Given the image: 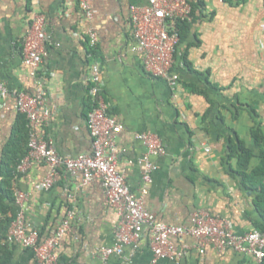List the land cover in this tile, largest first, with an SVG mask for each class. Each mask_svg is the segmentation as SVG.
I'll use <instances>...</instances> for the list:
<instances>
[{
  "label": "crops",
  "instance_id": "crops-1",
  "mask_svg": "<svg viewBox=\"0 0 264 264\" xmlns=\"http://www.w3.org/2000/svg\"><path fill=\"white\" fill-rule=\"evenodd\" d=\"M147 1L93 0L88 24L98 41L96 55L89 56L82 33L87 24L75 1L0 0V82L7 89L0 104V155L24 116L17 111L15 94H31L36 88L35 77L22 62V44L33 17L40 14L48 35L41 43L37 70L47 91L48 116L40 132L60 155L92 150L86 115L90 66L96 62L107 111L121 125L117 167L135 194L141 195L143 187L137 159L146 151L138 135L153 133L164 147L163 154L151 157L157 169L142 195L145 208L171 225H190L192 213L205 210L226 221L235 234L257 229V223L264 225L256 204L260 191L241 183L235 174L238 155L229 156V150L240 140L251 151L248 172L259 164L264 151V0H246L237 6L200 0L178 45L174 89L145 72L143 55L131 49L130 9ZM255 128L262 135L260 144L252 135ZM47 171L44 163H32L14 178L13 188L28 196L26 220L43 239L67 211H73L69 232L55 250L58 262L99 264L95 250L113 244L119 221L105 203L101 182L83 185L79 176L60 170L50 188L35 189ZM175 244L186 245V254L157 264H254L250 257L232 250L217 252L211 246L199 254L189 237ZM9 248V264H38L22 245L9 244ZM150 260L145 233L136 245L123 248L122 257L111 255L106 264H150Z\"/></svg>",
  "mask_w": 264,
  "mask_h": 264
},
{
  "label": "built area",
  "instance_id": "built-area-1",
  "mask_svg": "<svg viewBox=\"0 0 264 264\" xmlns=\"http://www.w3.org/2000/svg\"><path fill=\"white\" fill-rule=\"evenodd\" d=\"M83 13L87 24L83 30L88 46L89 56L98 41L96 32L89 26L93 17L91 2L93 0H73ZM264 8V1H263ZM191 6L188 0H148L144 6L130 9V24L134 44L132 50L143 55V68L152 77L164 79L170 87L175 88L178 75L174 72L176 64L179 31L177 23L190 22ZM264 38V16L261 26ZM48 39L43 15L36 14L26 30L22 44V62L30 69V75L36 79L33 93L19 91L15 94L17 111L24 115L28 128V151L16 167L17 172H25L32 163H44L48 171L35 189L50 188L63 170L73 176H79L83 185L99 180L104 189L107 206L119 216L114 231V242L110 246H101L95 250L100 258L99 264H106L111 255L122 257L125 246L137 244L143 234L148 237L151 252L150 264L160 260L177 261L187 252L186 245L178 246L175 241L189 237L194 240V247L203 254L207 246L217 252L232 250L240 256L252 258L254 263L264 259V231L252 229L244 234H235L228 223L205 210L192 213L190 225H171L155 218L144 206L142 195L147 192L151 174L157 169L152 156L163 154L164 147L156 135L142 132L138 138L146 145L145 153L137 159L143 169L141 195L131 191L125 174L117 167L119 149L117 135L121 125L107 111L102 95V81L99 65L90 66L88 95L90 107L86 115V126L91 137L92 150L88 154L76 156L60 155L50 139L40 132V126L48 116L46 110L47 91L37 70L41 63V43ZM7 95V89L0 82V104ZM27 194L14 189L16 213L11 222L5 241L8 244H20L29 249L38 264H59L56 248L59 241L69 232L70 220L74 212L69 210L61 219L53 233L43 239L26 220L25 202Z\"/></svg>",
  "mask_w": 264,
  "mask_h": 264
},
{
  "label": "trees",
  "instance_id": "trees-1",
  "mask_svg": "<svg viewBox=\"0 0 264 264\" xmlns=\"http://www.w3.org/2000/svg\"><path fill=\"white\" fill-rule=\"evenodd\" d=\"M188 1L191 6V17L193 18L195 7L202 3L200 0H197L196 3L191 0ZM223 1L229 5L237 6L244 3L246 0ZM189 23L190 22L187 21L177 23L179 31L177 51L184 31L188 30L190 27ZM91 53L93 56L96 55L95 50ZM22 117L23 120L21 124L15 127L12 137L3 147L0 155V264H9L11 260L12 252L9 248V244L5 241V238L17 209L14 199L13 181L18 174L16 167L28 151L27 120L24 116ZM252 135L256 143L260 144L262 141L260 131L255 128L252 130ZM232 154L238 155L237 162L239 169L235 171V174L241 177V183L244 186L257 188L260 191L256 204L261 211L262 217L264 218V179H261L264 178V151H261L259 164L250 172L247 171V168L251 157V151L245 148L244 144L240 140H238L237 143H232L230 145L229 156ZM261 204H263V206ZM257 230L264 231V225L257 223ZM254 264H264V259L261 262Z\"/></svg>",
  "mask_w": 264,
  "mask_h": 264
}]
</instances>
